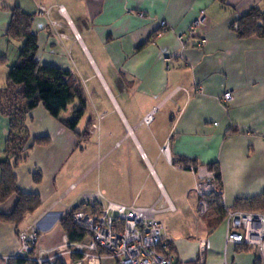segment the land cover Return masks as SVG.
Here are the masks:
<instances>
[{"label": "crops", "instance_id": "obj_1", "mask_svg": "<svg viewBox=\"0 0 264 264\" xmlns=\"http://www.w3.org/2000/svg\"><path fill=\"white\" fill-rule=\"evenodd\" d=\"M28 3L37 61L70 71L85 92L86 107L77 118L80 105L74 99L57 119L41 105L24 117L30 140L47 137L48 142L29 148L14 175L17 188L39 195L41 204L18 227L0 222V257L16 252L17 232L33 222L41 245L59 242L64 235L59 221L81 194L99 192L104 200L136 206L144 175L155 180L164 198L155 217L163 226L162 248L174 264H255L251 248L225 243L224 219L218 222L212 210L209 218L198 216L196 177L186 166L216 164L228 208L237 200L264 202L259 197L264 193V37L239 38L230 29L252 7L264 10L263 0H0V56L5 57L0 88L22 46L5 36L9 9L30 12ZM38 6L47 14H39ZM200 17L195 35L188 36ZM199 39L204 40L200 48ZM95 79L108 95L103 104L88 92ZM224 90L233 94L227 109L218 102ZM148 114L151 122L142 123ZM91 124L97 126L92 133ZM8 131L9 121L0 114V161ZM166 141L177 164L165 160L172 172L170 177L163 172L162 182L153 164L162 159ZM89 143L95 151L107 147L103 156L124 145L137 149L138 168L124 159L98 171L97 162L89 164ZM34 173L40 174L38 182ZM165 201L173 210L165 209ZM15 202L12 195L0 204V213H9ZM98 264L114 263L103 256Z\"/></svg>", "mask_w": 264, "mask_h": 264}, {"label": "built area", "instance_id": "obj_2", "mask_svg": "<svg viewBox=\"0 0 264 264\" xmlns=\"http://www.w3.org/2000/svg\"><path fill=\"white\" fill-rule=\"evenodd\" d=\"M58 12L64 13L62 6L58 7ZM38 13L47 14V10L38 6ZM138 16L143 17L144 14L138 13ZM201 22L200 17L191 24L188 36L195 35ZM51 24L57 26L54 22ZM159 25L163 30L167 29L165 22L160 21ZM73 38L79 39L77 34ZM177 39L182 43L184 38L179 35ZM203 44L204 40L199 39L197 46L200 48ZM232 100L233 94L230 90H224L218 97V102L224 109L228 108ZM151 120L152 114H148L142 123L149 124ZM94 129L97 126L91 124L90 133ZM169 145V141H166L161 146L160 153L171 164ZM141 157L144 158L143 154ZM186 169L192 171L196 177L194 191L198 198V215L203 216L211 210L207 200L209 196L219 197L226 208L225 243L251 248L255 252V264H264V212L226 207L223 188L216 186L211 167L188 164ZM165 204L166 210H173L168 201ZM70 210L73 223L85 230L79 241H70L64 234L57 243L41 245L40 232L33 222L17 232L18 249L12 255L0 257V264H8L13 259L21 260L22 264H98L103 256L108 257L114 264H174L172 254L162 248L163 226L155 217L158 212L155 206H123L106 201L99 192H94L81 194L68 211Z\"/></svg>", "mask_w": 264, "mask_h": 264}, {"label": "trees", "instance_id": "obj_3", "mask_svg": "<svg viewBox=\"0 0 264 264\" xmlns=\"http://www.w3.org/2000/svg\"><path fill=\"white\" fill-rule=\"evenodd\" d=\"M264 2V0H263ZM10 10V20L5 36L22 41L18 51L16 62L9 67L6 84L0 88V114L9 121L4 154L0 161V204L7 201L12 195L16 196V202L12 210L0 213V222H7L18 227L27 214L34 212L41 204L39 195L26 193L17 188L14 169L26 157V151L33 145H42L48 142L47 137L32 138L30 140L24 130V117L37 106L41 105L47 113L57 119L62 111H65L71 101L76 99L80 108L74 112L79 118L86 107L85 92L78 80L68 70L54 66L41 65L36 59L38 49L37 35L31 31L33 15L23 11L18 6ZM230 29L239 38L251 36L264 37V10L254 6L230 24ZM5 61L0 56V63ZM64 123L63 121H61ZM86 132L82 139L86 138ZM171 164H177L175 159ZM215 174V184L223 188L219 167L216 164L209 165ZM40 174H33V181L38 182ZM264 193L259 197H263ZM258 199V197H257ZM210 209L214 211L218 222L225 217L226 208L220 202L219 197L211 195L207 198ZM237 200L234 209L263 210L264 202L256 198ZM254 207V208H250ZM72 211H68L59 221L63 233L70 241H79L85 230L76 226L71 219ZM100 252H103L100 250ZM74 258H77L75 256ZM21 260H10L8 264H22ZM50 264H63L54 262Z\"/></svg>", "mask_w": 264, "mask_h": 264}, {"label": "rangeland", "instance_id": "obj_4", "mask_svg": "<svg viewBox=\"0 0 264 264\" xmlns=\"http://www.w3.org/2000/svg\"><path fill=\"white\" fill-rule=\"evenodd\" d=\"M28 7H25V9L27 11V13H31V4L28 3L27 5ZM79 63V67L81 66H86V64L83 61H78ZM89 74V73H88ZM85 75V74H83ZM86 76V75H85ZM95 79V80H91L90 82H88V85L90 86V89L88 90V92L91 94L90 98H92V100L96 101L98 100L99 103L104 100L106 98L107 93L105 91V89H103V86H101L100 80ZM101 86V87H100ZM76 102V101H74ZM103 104V102H101ZM74 109L75 105H72ZM107 105H105L106 107ZM107 111L108 108H104L103 111ZM105 113V112H104ZM103 115V114H101ZM94 146V145H93ZM107 148V147H106ZM106 148L104 147H100L99 151H95V147L93 148L91 143H89L88 147H87V151L90 153H93V159L91 160V163H95L97 162V167H98V171L105 168L107 166L108 163H117L118 161H122L125 159V161H130L134 167L137 169L138 166V160H139V152L137 151V149H128L125 145L122 146L121 148L116 149L114 152H112L111 154H108L106 156H103L105 154ZM162 157V156H161ZM154 166V172L156 173V175L160 178V180H162L163 182V176L162 173H168L169 172V177L171 174V168L165 163V159L164 157H162V159L159 161V163L157 164H153ZM141 184L140 186L143 187V191L141 193V197L138 201V204H136V206L141 205L142 207H149L152 206L154 204L155 208L158 210L160 209V207L162 206L163 197H160V192L156 189L155 187V180L154 179H148L145 178L144 175H141ZM174 178L176 179V181H178L181 177H177L176 175H174ZM187 181V179H185V177H183V181ZM108 201V200H106ZM153 203V204H152ZM151 204V205H150ZM144 205V206H143ZM241 209H245V208H241ZM247 210V209H246ZM212 214L211 210L206 213L205 215L201 216L204 218H209L210 215ZM214 215V214H213ZM199 216V215H198ZM156 219H157V215H156ZM25 222V221H24ZM254 252V250H252ZM255 254V252H254Z\"/></svg>", "mask_w": 264, "mask_h": 264}]
</instances>
